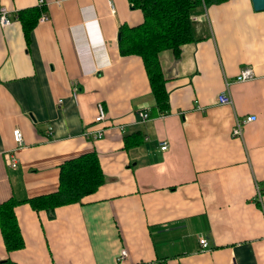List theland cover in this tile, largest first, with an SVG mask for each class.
<instances>
[{
    "label": "crops",
    "instance_id": "obj_1",
    "mask_svg": "<svg viewBox=\"0 0 264 264\" xmlns=\"http://www.w3.org/2000/svg\"><path fill=\"white\" fill-rule=\"evenodd\" d=\"M40 1L0 0L11 15L0 22V204L56 191L60 164L87 152L105 180L54 213L19 202L24 246L7 251L0 230V262L264 264V10L251 0L198 8L195 41L159 52L169 108L153 114L141 57L118 48L119 27L140 24L141 10L129 0ZM34 6L43 10L27 38L15 13ZM245 66L255 78L234 81Z\"/></svg>",
    "mask_w": 264,
    "mask_h": 264
},
{
    "label": "trees",
    "instance_id": "obj_2",
    "mask_svg": "<svg viewBox=\"0 0 264 264\" xmlns=\"http://www.w3.org/2000/svg\"><path fill=\"white\" fill-rule=\"evenodd\" d=\"M143 14V21L135 26L122 24L119 27L118 48L121 55H138L143 65L154 100L155 113H165L169 108L166 80L159 62V52L171 49L176 55L181 46L195 41L191 15L198 8L225 0H129ZM43 7L34 6L15 13L28 38ZM105 178L95 152H87L63 161L59 166V185L54 192L22 201L9 199L0 204V230L7 251L20 249L24 240L20 232L14 207L26 202L35 210L54 213L61 205L80 202L95 192ZM0 264H16L7 259Z\"/></svg>",
    "mask_w": 264,
    "mask_h": 264
},
{
    "label": "built area",
    "instance_id": "obj_3",
    "mask_svg": "<svg viewBox=\"0 0 264 264\" xmlns=\"http://www.w3.org/2000/svg\"><path fill=\"white\" fill-rule=\"evenodd\" d=\"M42 4H43V2L41 0L39 2V5H42ZM10 16H11L10 13L7 12L5 10V8H0V22L2 25L9 24ZM45 18H46V16L42 14L41 17L39 18V21L41 22V21L45 20ZM253 78H255V74H254L253 69L248 67V66H245L236 74V76L234 77V81L243 82V81L251 80ZM60 101L61 100H59V102ZM218 102L221 104H230L231 98L229 95L222 93L218 96ZM97 109H98V114L94 118V120H95V122H101L105 118V110H104V107L101 103L97 104ZM138 116L143 121L147 120L149 118V114L147 112H144V111L138 112ZM253 119H254V116H246L241 120V123L243 124L245 122L252 121ZM240 127H241V125L238 123L236 130H235V133L240 132ZM12 136H13V140L15 141V143L18 147L23 146V143H24L23 134L19 128H14L12 130ZM101 137H102V131H97V132L92 134V138L95 140L99 139ZM167 147H168L167 142L165 140L162 141L161 145H160L161 150H165ZM7 161H8V164H10L12 167L16 166V158L13 154L10 153V155L9 154L7 155ZM199 243H200L202 249L207 248L208 243H207L206 238L200 237ZM126 255H127L126 250L122 249L120 251L118 258H117L118 261L122 262V260L126 257Z\"/></svg>",
    "mask_w": 264,
    "mask_h": 264
},
{
    "label": "water",
    "instance_id": "obj_4",
    "mask_svg": "<svg viewBox=\"0 0 264 264\" xmlns=\"http://www.w3.org/2000/svg\"><path fill=\"white\" fill-rule=\"evenodd\" d=\"M252 8L255 11H263L264 10V0H251Z\"/></svg>",
    "mask_w": 264,
    "mask_h": 264
}]
</instances>
